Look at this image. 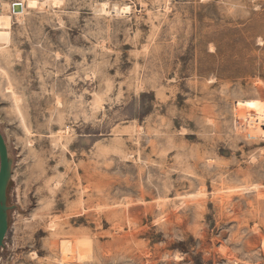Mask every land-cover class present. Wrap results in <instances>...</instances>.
Listing matches in <instances>:
<instances>
[{"label":"rangeland","instance_id":"1","mask_svg":"<svg viewBox=\"0 0 264 264\" xmlns=\"http://www.w3.org/2000/svg\"><path fill=\"white\" fill-rule=\"evenodd\" d=\"M27 1L0 264H264V0Z\"/></svg>","mask_w":264,"mask_h":264},{"label":"water","instance_id":"2","mask_svg":"<svg viewBox=\"0 0 264 264\" xmlns=\"http://www.w3.org/2000/svg\"><path fill=\"white\" fill-rule=\"evenodd\" d=\"M22 5L14 3L13 11H21ZM13 159L3 133L0 131V251L9 228V211L13 206L8 204V187L12 178Z\"/></svg>","mask_w":264,"mask_h":264},{"label":"bare ground","instance_id":"3","mask_svg":"<svg viewBox=\"0 0 264 264\" xmlns=\"http://www.w3.org/2000/svg\"><path fill=\"white\" fill-rule=\"evenodd\" d=\"M49 1V0H48ZM56 1V0H55ZM29 2V4L31 5V6H35L38 2L36 1V0H28L27 1V3ZM40 2V1H39ZM57 2V1H56ZM26 3V2H25ZM45 3V2H44ZM16 4H21L22 5V8H21V11H18V12H16V14H18V15H21V14H23L24 12H25V4H24V2L22 1V2H17ZM46 4V3H45ZM55 4H57V3H55ZM39 5V4H38ZM42 4H40V6H41ZM115 5V4H114ZM42 6H44V4L42 5ZM107 4H103L102 5V7L100 8V10H104V11H106L107 10ZM113 6V5H112ZM12 9H13V6L11 7ZM113 8V7H112ZM40 9H41V7H40ZM115 11L116 12H127L130 8H129V6H125V7H119V6H117V5H115ZM30 10V9H29ZM36 11V10H35ZM15 12V11H14ZM110 12V11H109ZM16 101H17V99H16ZM18 102V101H17ZM84 241V240H83ZM87 241V240H86ZM80 242V241H79ZM90 243V242H89ZM80 245H81V243H79ZM67 246V245H66ZM65 247V246H64ZM67 248V247H66ZM70 249H71V247H70ZM89 249V248H88ZM69 250V249H68ZM72 250H73V248H72ZM82 250H81V248H80V246H79V253H81V255H83L82 253L83 252H81ZM89 251V250H88ZM85 254H84V256L85 257H87V256H89L88 255V253H86V252H84ZM91 254V253H90ZM71 256V255H70ZM83 257V256H82ZM89 258V257H88Z\"/></svg>","mask_w":264,"mask_h":264}]
</instances>
